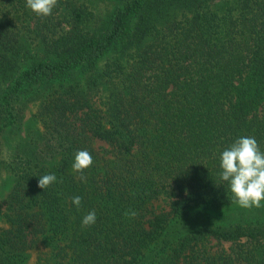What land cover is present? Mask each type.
<instances>
[{"label": "trees", "instance_id": "trees-1", "mask_svg": "<svg viewBox=\"0 0 264 264\" xmlns=\"http://www.w3.org/2000/svg\"><path fill=\"white\" fill-rule=\"evenodd\" d=\"M117 1L98 24L92 0L47 17L0 0V141L31 99L44 126L0 152V264H25L37 241L50 264H264V206L234 203L220 176L236 139L264 151V0ZM78 150L93 157L83 173Z\"/></svg>", "mask_w": 264, "mask_h": 264}, {"label": "clouds", "instance_id": "clouds-1", "mask_svg": "<svg viewBox=\"0 0 264 264\" xmlns=\"http://www.w3.org/2000/svg\"><path fill=\"white\" fill-rule=\"evenodd\" d=\"M58 0H26V6L35 14L42 17L52 15ZM93 164V157L87 150H78L75 154L72 168L75 172L83 173ZM220 176L229 182L233 194V202L242 208H260L264 202V151L261 150L255 137L242 136L226 147L220 154ZM81 179H84L81 177ZM55 174L40 176L37 186L46 189L55 183ZM72 203L80 207L82 198L75 196ZM125 215L135 217V211ZM95 210L83 217L82 225L90 226L96 222Z\"/></svg>", "mask_w": 264, "mask_h": 264}, {"label": "rangeland", "instance_id": "rangeland-1", "mask_svg": "<svg viewBox=\"0 0 264 264\" xmlns=\"http://www.w3.org/2000/svg\"><path fill=\"white\" fill-rule=\"evenodd\" d=\"M88 2V1H87ZM86 2V3H87ZM117 0H92L91 8L96 12V19H104L113 7L116 5ZM94 20V17L92 18ZM65 22V21H64ZM40 107L39 99H31L23 105L22 116L15 122L9 124L4 129L2 139L0 141V152L1 156L7 161L10 160L11 156L15 152L18 145L24 144L26 140L33 136H38L44 130L43 122L38 115V109ZM96 146L105 145L102 140L96 139L94 141ZM13 178L9 173L8 169L2 167L0 169V198L7 192ZM169 199L167 196L162 195L158 199L152 202V207L155 210L167 209ZM3 208V205H1ZM223 207V205L221 206ZM223 214L229 213V210H218ZM1 225H7L4 219L0 218ZM212 250H219L222 247L228 248L230 242L226 240L218 241L212 239L209 243ZM29 259L25 264H50L51 263V251L41 241H37L35 246L29 250Z\"/></svg>", "mask_w": 264, "mask_h": 264}]
</instances>
